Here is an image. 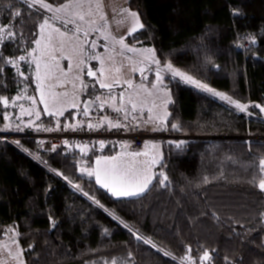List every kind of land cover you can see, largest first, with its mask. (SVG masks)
Segmentation results:
<instances>
[{"label":"trees","instance_id":"1","mask_svg":"<svg viewBox=\"0 0 264 264\" xmlns=\"http://www.w3.org/2000/svg\"><path fill=\"white\" fill-rule=\"evenodd\" d=\"M128 7L145 25L128 44L153 48L161 64L249 107L241 112L168 79L171 102L158 133L194 138L162 140L157 178L132 198H115L80 173L81 164L115 154L117 144H94L85 154L74 143L46 151L37 137H0V241L15 227L25 264H182L186 254L191 261L183 264H264V192L251 183L258 182L264 158V139L254 138L264 136V112L254 107H264V0H128ZM43 19L41 8L24 0H0V28L15 34L0 45V97L12 99L21 89V76L6 61L35 47ZM255 37L258 44L243 48ZM5 111L0 101L1 124ZM83 111L47 116L43 123L85 131ZM42 132L26 128L20 135ZM161 172L168 177L164 186ZM205 251L211 259L200 261Z\"/></svg>","mask_w":264,"mask_h":264},{"label":"rangeland","instance_id":"2","mask_svg":"<svg viewBox=\"0 0 264 264\" xmlns=\"http://www.w3.org/2000/svg\"><path fill=\"white\" fill-rule=\"evenodd\" d=\"M103 5H104L103 12L107 16V21L106 22L101 21L100 20L101 13L97 11L95 7H93L92 15L91 16L86 15L85 20L86 21L95 20L96 23L88 24V23L81 22L77 19L76 23L81 27V32L77 33L76 35H73V32H74L73 24H68L67 28H65L63 25L62 21L64 19H69L70 17L66 16L64 13H54V12H50V11H47L41 8V10L44 12V19L45 18L49 19V25H50L49 27L45 29V32L43 34L44 39H42L41 45L38 47L35 44L34 48H36L37 51L32 52V50L34 49L33 48L29 52V53H32V56H28V54L24 55V56H27V60L25 61H19L18 58L8 59V60L18 61V63L15 66H13L12 64L11 65L16 68L18 75L21 76L22 84L20 86L21 89L18 90V93L16 94V96H14L12 99H7L8 100L7 105H5L2 101L4 105V109L6 111H5L4 123L3 122L2 124L0 123V135H7L8 136L7 138L9 140H13V139L19 138L18 136L21 133H23L24 130H26V128L45 130V129H48V126H49L50 129L55 128L54 130H57L58 126L61 125L58 121H55L54 123H51L48 125H46V123L45 124L43 123L44 118L47 116H54L58 118L62 115H60L58 112L55 115H49L44 111L45 105L40 102V90H38L37 88V85L41 82L36 79V66L32 60L33 56L40 58L41 75L43 76V72H44L43 65L46 61H48V55L46 54L42 55V52H44V45L45 43H47V35L49 32H52V29L54 27L60 28L62 32H66L67 36L62 38L59 36V33H53L54 39L52 41V44L57 49H59L60 39H65L66 41L63 51L57 50L53 54L56 55L58 58L62 56L70 57L72 65H73V70L68 71V68H69L68 59L60 58L59 59L60 68L67 71L68 74L65 76L59 69H55L54 74L50 78L43 79V90L45 93V98L49 101L48 109L50 112H56L58 108L63 109V115L66 114V112L68 111L80 112L81 110L84 109V102L85 101H89V102L95 101L96 96H100L101 100L93 103V110L103 108V107L113 109L114 107L121 106L120 93L123 92L124 93V107L129 112L131 111V104L128 103L129 98L131 97L132 101L137 103V110L136 112L132 113L133 116L137 117L136 121L141 123L143 120L147 119L149 115H152L153 117H156V116L162 117L165 119V122H166L168 115L165 117V113L168 114V106H169L168 101L169 99L171 100V89L168 86V83H169L168 79H171L174 81H181L184 84H187L188 86L196 90H199L220 102H223L225 104L235 107L234 105L229 104L228 102L224 100H221L219 97L213 96L212 94L202 91L194 87L191 84L185 83L180 77H173L171 72L167 71L166 69H163L164 64L157 65L155 63H152L151 59L148 58L150 56V53L140 52V51L129 52L127 51V49H123L122 54H120L121 46L118 44H114L111 38L105 39L104 36L109 33L111 34V36H114L117 38H119L120 36H125V37L129 36L127 35V30L125 27H118L116 24V20H119L122 15V13L120 12V9L129 8L128 0H103ZM36 7L40 8L39 5H36ZM83 11L87 13L88 9L85 8L83 9ZM57 17H59V19H57ZM96 27H98L100 30L91 31V28H96ZM69 30H72V31H69ZM84 30L89 31V35L86 38L83 35ZM76 36H79V40L76 39ZM69 37L71 39H69ZM5 40L7 41V39H4L2 42H0V45L3 42H5ZM93 41H95V44H96L95 48L91 46ZM254 42L255 44L259 43L257 38H254ZM125 44H127L130 47L134 46L138 50L153 49L151 47L139 46L137 44H128L127 39H125ZM74 45L83 46L84 52L81 57H77L74 55L72 51V47ZM93 55L100 56L104 60L105 75L101 77L100 73L97 72V77L99 79L103 80L106 83H113V81L116 79H120L121 81L119 85H115L113 87V89L111 90V93H109L108 89L101 88L99 86V83L96 82L97 77H89L87 75L83 76V80L85 83L89 85L90 84L95 85V87H91L90 90L88 88L87 91H84L79 87V81H75V76L77 74L75 65L79 58H83L86 61L85 65H81V67L84 68L85 72L87 71L88 68H92L95 71L101 67L99 60L90 59V57ZM109 57H111L112 59H109ZM155 58H156V55H155ZM25 63L29 64L28 71L25 70V67H24ZM121 65H123V67L121 68V72L123 73V76H121V73L115 72V68L120 67ZM132 67H136L137 69L143 68L144 69L143 76L138 70L136 72H132L130 70ZM174 68L179 69L176 67ZM158 69L161 70L160 75L163 77V82L162 84H157L156 88H153L152 85L154 83H157L156 73ZM180 71L184 72L182 70ZM21 73H23V75H21ZM184 73H186L189 76H192L191 74L187 72H184ZM193 78L197 81H200L196 79L195 77ZM126 79H130L132 81V87H128V85L124 83V80ZM74 82L77 85L76 88L73 87ZM208 86L211 87L210 85ZM214 90L218 91L216 89ZM218 92H221V91H218ZM54 93H61V94L67 93V102L53 105V103L51 102V94H54ZM110 96H115L116 99L112 100ZM17 97H19V99H17ZM30 97L35 98V103H33L32 99H29ZM141 100L145 101V103L140 104L139 101ZM72 103H76L78 107H75V108L72 107L71 106ZM149 108H151V112L148 111ZM88 110L91 111V108H89ZM28 112H31V115H29ZM37 112L40 113L39 119H37L36 117ZM155 123L157 122H154V124ZM10 132H14V133L12 134ZM168 141H174V140H168ZM157 143L159 147H162L163 145L162 140H160L159 142L157 141ZM117 145H118L117 146L118 150L113 155L121 154L126 151L128 152V150H126L123 147L122 143H118ZM77 147L80 148L82 152L87 154L89 150L91 149L90 147L92 146L88 144H84L83 146L78 145ZM152 155L154 154H150V157ZM106 156H112V155H106ZM99 157H103V156H99ZM150 157H148L147 159H150ZM125 159H127L126 156H125ZM95 167H96L95 161L90 163V165L81 164L80 173L84 176H88L87 170H92ZM101 167H103V165H101ZM132 197H137V196L120 197V198H132ZM6 236H7L6 238L0 241V264H25L24 262L25 260L22 256V251H21L22 249H20V246L17 241V238H18L17 229L15 227H12L11 231H9ZM9 253H11V255H9Z\"/></svg>","mask_w":264,"mask_h":264},{"label":"snow or ice","instance_id":"3","mask_svg":"<svg viewBox=\"0 0 264 264\" xmlns=\"http://www.w3.org/2000/svg\"><path fill=\"white\" fill-rule=\"evenodd\" d=\"M24 2H25V4H27V6L29 8H34V7H36V5H39L40 8L45 9L47 11L54 12V13H64L66 16L70 17L69 19H64L62 22H63V25L65 28H67L68 24L74 25L73 35H76L77 33L81 32V27L76 23L77 19L81 22L88 23V24H95L96 23L95 20H91V21L85 20L86 15H89V16L92 15L93 7H95V9L101 13L100 20L103 22L107 21V16L103 12V8H104L103 0H66L65 3L60 4L58 6H54L53 4L46 3L45 0H24ZM85 8L88 9L87 13H85L83 11V9H85ZM120 12L122 13V15H121V18L119 20H116V24L118 27H125L127 30V35H133L137 31H139L140 29H143L145 27V25L140 20V14L138 12L132 11L129 8H122V9H120ZM234 14H238V13L234 12ZM15 15L19 16L20 12L16 11ZM57 19H59V17H57ZM49 26H50L49 25V19H47V18H45L39 24V26H38L39 27V38H37L33 41L38 47L41 45L42 39H44L43 34L45 32V29ZM99 30L100 29L98 27L91 28V31H99ZM69 31H72V30H69ZM0 32L4 33L3 36H0V42H2L4 39L13 38L15 35L10 30V28H8L7 26L0 28ZM53 33H59V36L62 38L67 36L66 32H62L60 28H55V27L52 29V32L48 33L47 43H45L44 52H42V55H44V54L48 55V61H46L43 65V68H44L43 76L41 75V60H40V58L33 56L32 60L36 66V79L41 82L37 85V88H38V90H40V102L45 105L44 111L49 115H55V114H57V112L60 115H63V109L62 108H58L56 110V112H50L49 111V109H48L49 101L45 98V93L43 90V79L50 78L54 74L55 69H59L63 73V75H65V76L68 74L67 71L60 68V65H59V59L60 58L68 59L69 60L68 71L73 70V65H72L70 57L62 56V57L58 58L56 55L53 54L57 50L63 51V49L65 47V43H66L65 39H60L59 40V49H57L52 44V41L54 39ZM83 35L86 38L89 35V31L84 30ZM104 38L105 39L111 38L113 40L114 44L120 45L121 46V53L120 54H122L123 49H127V51H129V52H137V51L147 52V53H150V56L148 58L151 59L152 63H155L157 65L161 64V61L155 58V50L154 49L138 50L134 46L130 47L127 44H125V39H126L125 36H120L119 38H117V37L111 36V34L109 33V34L105 35ZM69 39H71V38L69 37ZM76 39L79 40V36H76ZM253 42H254V39H253ZM91 46L93 48L96 47L95 41L92 42ZM36 51H37L36 48H34L32 50V52H36ZM72 51H73L75 56L81 57L83 52H84V48L82 45H74L72 47ZM28 56H32V53H28ZM90 59L99 60L101 67L95 71L92 68H88L87 71L85 72L84 68L81 67V65L86 64V61L83 58H79L76 65H75V69L77 72V74L75 76V81H79V87L84 91H87V89L89 87H95V85H89V84L84 82V80H83L84 75H87L89 77H97V72L100 73L101 77H103L105 75L104 60L100 56H97V55L91 56ZM109 59H112V58L109 57ZM18 60L19 61H25V60H27V56H20L18 58ZM6 63L12 64L13 66H15L18 63V61L17 60H7ZM122 67H123V65L115 68V72L121 73V76H123V73L121 72ZM163 69H166L167 71L171 72L173 77H180L185 83L191 84L194 87H196L202 91L208 92V93L212 94L213 96L219 97L221 100H224V101L228 102L229 104L234 105L235 108L241 112L246 111L247 108L249 107V105L240 103L236 100H233L230 96H228L224 93L215 91L213 88L209 87L207 84L195 80L192 76H189L184 72H181L179 69H175L173 67V65L169 62L164 63ZM130 70L132 72H136L138 70V71H140L141 75L143 76V73H144L143 68L137 69L136 67H132ZM160 71H161L160 69L157 70V73H156L157 83H154L152 85L153 88H156L157 84H162V82H163V77L160 75ZM21 75H23V73H21ZM96 82L99 83V86L101 88L108 89L109 93H111V90L113 89V87L115 85H119L121 81H120V79H116L113 81V83H106L97 77ZM124 83H126L128 85V87H132V81L130 79L124 80ZM73 87L74 88L77 87L75 82L73 83ZM110 98L112 100L116 99L115 96H110ZM17 99H19V97H17ZM29 99H32L33 103H35V98L30 97ZM100 100H101V97L96 96L95 101H91V102L85 101L84 102L83 115L88 116L89 115L88 109L91 107V105L93 103H95L96 101H100ZM0 101H3V103L5 105L8 104L7 98L0 97ZM51 102L53 103V105L67 102V93L51 94ZM120 102H121V106L120 107H114L113 111H115L117 114L123 113V120L127 121L129 119V116L132 113L136 112L137 103L133 102L131 97L129 98L128 103L131 104V111L129 112L124 107V93L123 92L120 93ZM168 102L170 103L171 100L169 99ZM139 103L143 104V103H145V101L141 100V101H139ZM71 106L74 108L78 107V105L76 103H72ZM101 107H102V105H101ZM254 107L260 108V110L262 112H264V107H262L261 105L257 104V105H254ZM148 111L151 112V108H149ZM28 114L31 115V112H28ZM167 115L168 114L165 113V117ZM249 115H251V113H249ZM36 117H37V119H39V117H40L39 112L36 113ZM113 119L116 122H113ZM113 119H110L108 116H105V117H103L101 124L93 125L92 123L89 122L87 124V127L89 129H93V128L98 129L99 127L103 126V122L106 121L108 123L109 128H117V129H119V128H126L127 129L128 128V124L120 122V116L119 115ZM132 120H134V121L137 120V117L132 116ZM153 122H157V123H155V126L148 128L147 130H149V131L165 130V119L162 117H159V116L153 117L152 115H149L147 117V119L144 120V125L147 126L148 124H151ZM77 126L78 125H76V124L65 125V128H72L73 130H75ZM133 127L139 128L140 124L136 123L133 125ZM171 127L175 130H179L178 124H172ZM45 130L46 131H52L53 129H45ZM16 143H19V142L17 141ZM64 143L66 144L67 141H65ZM98 143H99L101 149H103L105 147L104 141H99ZM183 143H184L183 141L176 143V147L180 148ZM123 147L125 149H127L130 147V145L128 143H125L123 145ZM144 147H145V149H148L150 147L152 149L157 150L156 154L152 155L150 157V159H145V160H139L137 158L141 157V156L148 157L149 152L146 150L145 151L133 150L131 152L126 151L124 153L117 154V155L97 157L95 160L96 167L92 170H87V175L88 176L94 175L96 182L98 184H100L101 187L108 189L111 192L112 196H114V197L120 198V197L139 196L149 188V185L152 183L153 179L157 178V174L154 173L152 171V169H153V166H155L156 164H159L162 160V155L158 151V149H159L158 144H155V143L149 144L148 142H145ZM125 156L127 157V159H125ZM101 165H103V167H101ZM258 167H259V172L261 173L260 178L258 179V182H257L256 178L254 177L253 181H251V183H253L256 187H258L261 192H264V158H261L259 160ZM158 175H159V177H162V179H159L158 182L161 184V186H164L165 182H167V180H168V177L166 175H164L163 172L159 173ZM102 176H103V179H102ZM204 182L205 183L208 182L207 177L204 178ZM95 202L97 204H99V201H95ZM100 206L103 207V205H100ZM121 223H123V221H121ZM125 227H127V225H125ZM129 230L131 231V229H129ZM105 232L107 233V229H105ZM133 234L135 235L137 240L143 239L141 236L136 235L135 233H133ZM143 243L150 244V245H152V247H156L154 244H152V241L149 239H143ZM158 251L162 252L163 255H165V256H172V254L170 252H166L163 249H158ZM187 253H191L190 248L187 249ZM9 255H11V253H9ZM129 256H131V253H129ZM172 258L176 259V257H174V256H172ZM180 259H181L182 264H183V262H185V261H191V256L186 254L184 257H181ZM210 259H211L210 254L207 251H205L204 254L201 257H199L200 261H209ZM111 264H116V261L113 260L111 262ZM192 264H195V261H192Z\"/></svg>","mask_w":264,"mask_h":264},{"label":"built area","instance_id":"4","mask_svg":"<svg viewBox=\"0 0 264 264\" xmlns=\"http://www.w3.org/2000/svg\"><path fill=\"white\" fill-rule=\"evenodd\" d=\"M251 45H255V42H248L243 44V48H248ZM120 116V122L128 124V128H119L116 130L112 129H103L104 125L108 124L106 121L103 122V126L98 129H88L85 131L81 130H55L51 132H42L35 134H27V135H19L18 137H28V138H36L42 141V145L44 146V150H52L54 148H61L68 144H78V145H94L99 144V141H104L105 144H118L128 143L130 145L128 152L133 150L142 151L144 149L145 142L149 140H177V139H186V138H194L188 136H172V135H163L159 134L158 131H149L148 128L153 127L152 124H148L145 126L142 123L139 128H134L133 125L136 124L134 120H132V114L129 116L127 121L123 120V113L117 114L113 109L103 107L99 109H95L89 113L88 116H83V124H88L89 122L93 125H99L102 123L103 117L108 116L110 119H113L117 116ZM113 122H116L113 119ZM0 137L7 138V135H0ZM256 139H264V136L254 137ZM8 139V138H7ZM67 141L65 144L64 142Z\"/></svg>","mask_w":264,"mask_h":264},{"label":"crops","instance_id":"5","mask_svg":"<svg viewBox=\"0 0 264 264\" xmlns=\"http://www.w3.org/2000/svg\"><path fill=\"white\" fill-rule=\"evenodd\" d=\"M57 24V23H56ZM58 25V24H57ZM130 36V35H129ZM128 36H126V38H127ZM38 38H39V35H38ZM255 38H259V37H255ZM259 42H260V38H259ZM146 120V119H145ZM134 122H136V123H139L138 121H134ZM142 124H144V120L141 122ZM153 126H155V124H154V122L153 123H151ZM157 141L159 142L160 140H157V139H155V140H149V141H147L149 144H152V143H155V144H158L157 143ZM148 151L149 152V156L148 157H150V154H156V151L157 150H155V149H152V148H148V149H145V147H144V149L142 150V151ZM158 151H159V153L162 155V160H161V162L163 161V158H164V148H163V145H162V147H159V149H158ZM148 157H144V156H141L140 158H137V159H139V160H145V159H147ZM161 162L159 163V164H156L155 166H153V169H152V171L155 173L156 172V168H157V166L158 165H160L161 164ZM91 178H93L95 181H96V179H95V176L93 175V176H90ZM102 179H103V176H102ZM97 183V182H96ZM100 187H101V185L100 184H98ZM106 189V188H105ZM108 190V189H107ZM109 191V190H108Z\"/></svg>","mask_w":264,"mask_h":264},{"label":"water","instance_id":"6","mask_svg":"<svg viewBox=\"0 0 264 264\" xmlns=\"http://www.w3.org/2000/svg\"><path fill=\"white\" fill-rule=\"evenodd\" d=\"M238 50L240 51L241 49L239 48ZM87 90H88V89H87ZM91 107H92V105H91ZM91 107H90V108H91Z\"/></svg>","mask_w":264,"mask_h":264},{"label":"flooded vegetation","instance_id":"7","mask_svg":"<svg viewBox=\"0 0 264 264\" xmlns=\"http://www.w3.org/2000/svg\"><path fill=\"white\" fill-rule=\"evenodd\" d=\"M91 85V84H90ZM91 89V87H89V90Z\"/></svg>","mask_w":264,"mask_h":264}]
</instances>
